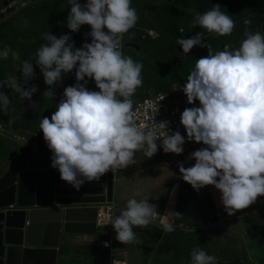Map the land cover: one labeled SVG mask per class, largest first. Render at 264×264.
<instances>
[{
  "label": "clouds",
  "instance_id": "clouds-1",
  "mask_svg": "<svg viewBox=\"0 0 264 264\" xmlns=\"http://www.w3.org/2000/svg\"><path fill=\"white\" fill-rule=\"evenodd\" d=\"M55 1L0 0V20ZM83 1L58 0L60 18L48 12L28 27L24 40L29 52L23 58L9 47L0 50V69L10 53L15 60L13 77L0 83L4 120L12 103L22 107L17 119L33 110L40 114L37 131L12 132L23 151L11 162L28 154L26 172L58 169L62 180L77 190L90 188L87 196L95 198L88 204L95 217L81 221L87 224L83 229L63 233L52 263L57 264L64 238L90 235L94 238L70 255L74 263L79 258L83 264H106L105 259L125 264L115 262L121 259L120 241L133 253V264H264L263 255L252 253L264 249V232L257 236L250 230L257 216L264 224V4L149 0L146 8L155 13L169 9L172 14L166 16L177 27L174 33L164 22L158 28L154 17L149 20L153 27L139 25L137 0L133 5L132 0ZM52 23L75 36L91 26L87 35L92 39L75 37V48L69 34L49 31ZM132 30L143 43L130 40ZM163 45L177 51L164 53L159 48ZM126 48H145L147 67L159 76L142 80L143 65L124 56ZM198 49L209 54L202 57ZM189 58L193 69L187 80H174L170 88L165 81L152 85L157 78L183 77L178 71ZM51 100L56 101L54 110ZM174 119L184 127H174ZM49 150L52 156L42 154ZM142 152L162 159L145 162ZM157 164L172 171L167 180L156 177V188L146 194H123L124 181L134 172ZM8 169L0 170V176ZM183 180L191 185L187 194ZM204 191L219 219L209 217L215 213L206 205L205 222L180 221L181 196L191 199ZM52 200L61 201L56 196ZM239 220L246 222L244 235L252 238L248 244L244 235L229 229Z\"/></svg>",
  "mask_w": 264,
  "mask_h": 264
},
{
  "label": "water",
  "instance_id": "water-1",
  "mask_svg": "<svg viewBox=\"0 0 264 264\" xmlns=\"http://www.w3.org/2000/svg\"><path fill=\"white\" fill-rule=\"evenodd\" d=\"M27 158H15L0 176V264H53L63 233L83 229L81 221L95 217L90 188L77 190L58 169L26 172Z\"/></svg>",
  "mask_w": 264,
  "mask_h": 264
},
{
  "label": "crops",
  "instance_id": "crops-1",
  "mask_svg": "<svg viewBox=\"0 0 264 264\" xmlns=\"http://www.w3.org/2000/svg\"><path fill=\"white\" fill-rule=\"evenodd\" d=\"M79 2L81 4L84 3L83 0H79ZM133 2L134 0H132V5ZM137 2H138V7L136 8L138 14L137 23L139 25L147 26V28L153 27L152 22L150 23L149 20L147 19L149 18L152 20V18L154 17V20L156 22L163 23L164 21L160 18L161 17L163 18L164 16L165 21H167V24L165 25H168L174 31V33L177 32V27L175 26V24L166 16L167 14L168 15L172 14L169 11V9H167V7L166 9L165 8L161 9L160 11H158V13L157 12L155 13L153 9L146 8L149 0H137ZM145 13L147 16H145ZM160 14L162 15L160 16ZM186 25L187 26L189 25V20L186 21ZM81 27H85V25H82ZM154 29H157L155 25H154ZM84 30L86 31V33L82 35H77L78 38L77 41L84 42L85 40H88L90 38L92 39L90 35H87L91 31V26L84 28ZM81 31L82 30H80L79 32ZM105 31H107L106 28ZM129 36L131 37L130 40L136 43H143L142 36L138 33V31L135 30L129 31ZM77 41H75V43H77ZM159 48H161L164 53H166L165 50L167 51L169 50L171 53L175 52V50L177 51L175 46L170 48H165V46L163 45L162 47ZM0 62H1V57H0ZM12 75H13L12 73L6 74L4 73V71H2V69H0V83L3 82L4 80H9V78H11ZM9 107L11 110H9L8 114H6L5 120L0 119V134H2L4 131H9L23 135H28L40 129L39 128L40 114L37 111L33 110L31 113H29V117H24V119H20L23 117H18L17 119L16 114L22 110V107L15 106L13 103L10 104ZM18 148L20 149V152L12 153L10 156L4 158L0 162L1 171H6L9 167L11 160L15 157V155L16 154L19 155L20 153H22L23 150L19 146ZM160 156L161 155L155 154L153 157L147 158L143 152L140 154V158L143 160L145 159V162L158 161L159 159H162V156L161 157ZM46 163L47 162L45 160L41 161L42 166L46 165ZM137 172L138 173L134 172L133 175L128 180L124 181L123 187L125 186L126 190L123 191V194H130V196L135 194H146L147 192H150L156 188V183H155L156 177L161 179L162 181H165L170 177V174L172 173L169 167L164 164H157L156 168H152V169L145 168L138 170ZM93 238L94 236H90V235H85V236L78 235V237L73 235L72 237L67 236L66 238H64L59 251L57 264H76V263L83 264L79 258H74L75 261L74 263L71 260L70 255L73 254L75 250L80 249L79 244L82 243L88 244V242ZM117 245H118V250H117L118 258H121L124 261L119 259V260H115V262L122 261L125 264H133L134 255L133 253L131 254L129 251L125 250L126 244L118 241ZM96 259L100 260L99 257H96ZM103 262H105L106 264L109 263L107 259H105ZM117 264H123V263H117Z\"/></svg>",
  "mask_w": 264,
  "mask_h": 264
},
{
  "label": "trees",
  "instance_id": "trees-1",
  "mask_svg": "<svg viewBox=\"0 0 264 264\" xmlns=\"http://www.w3.org/2000/svg\"><path fill=\"white\" fill-rule=\"evenodd\" d=\"M259 2L261 5L264 4V0H259ZM57 3H58V0H56L53 4H50L49 2L40 3L36 7L34 12L23 11L19 15H17L13 19V22L11 23V25H8V27H4L5 29L0 32V36L3 37L0 40L1 47L2 48H5V47L12 48V51L17 52L19 54V57L23 58L26 55V53L29 52V49L27 47V41L24 40L27 38L28 27L32 29V26L37 25L36 20L38 21L40 18L45 17L48 12H50L55 19L60 18L58 8L55 7ZM145 16H147L146 13H145ZM49 19L51 18L49 17ZM147 20H151V19L148 18ZM53 30H56V36H58L59 31H62L61 35L69 34L71 37V40L69 41L70 43L72 41L74 42L76 41L75 37L77 36H75L74 32H72L71 34L68 31L65 32L64 27H60V24L57 25V23H52L49 31L51 32ZM78 46H79V43L78 44L74 43L75 48ZM184 66L186 65H183V67L180 66V70H182ZM63 74L64 73H62V75ZM25 87L28 88L29 86H25ZM51 101H52L51 104L53 103L52 110H54L56 108V101L55 102L54 100H51ZM205 189H206V186L204 187V190ZM205 193L206 191L202 193H194L191 199L184 195L181 196L180 211H179V216H178V219L180 221H185L186 223L191 224V225L205 222L207 219V216L205 215V212L207 211L206 205L211 206L212 213H215L214 219L216 220L219 219L217 208H216L214 201L211 198L207 199L205 197ZM255 222L256 223L254 225H251L250 230L252 234L258 236L259 233L264 232V227L259 226V224L262 225V223H260L259 221H255ZM258 238L260 239L261 237H258ZM189 245L191 247L196 246V244L193 241H190ZM166 246H167V243L163 242L162 247H166ZM233 264H237V260H235Z\"/></svg>",
  "mask_w": 264,
  "mask_h": 264
},
{
  "label": "rangeland",
  "instance_id": "rangeland-1",
  "mask_svg": "<svg viewBox=\"0 0 264 264\" xmlns=\"http://www.w3.org/2000/svg\"><path fill=\"white\" fill-rule=\"evenodd\" d=\"M67 2H68V0H67ZM70 8H68L67 11L65 12L66 18L68 17V14L70 12L69 11ZM159 9H160V7H158V10ZM0 10H1V8H0ZM186 13H187V11H186ZM188 15L192 16V14L190 12H188ZM12 22H13V19H11V18L7 19L6 21L0 20V32L5 29L4 27H8V25H11ZM164 23L167 24V21H164ZM156 26L158 28H160V29L163 28V25L161 26V24L159 22L156 23ZM166 26L164 27V30H166ZM2 38L3 37L0 36V40ZM222 48H223L222 45H220L219 49H222ZM3 49L4 48H2L1 45H0V50H3ZM137 52H136L135 49L131 48L130 51H128L127 48H126L124 56L131 57L135 62L142 63L143 68L145 70V73H144L145 75L141 74L142 75V80H149L151 78H156L157 76H159L158 75V71H154L153 72L150 69H148V67H147V61H148V58H149V52H147V50L145 48L143 50H140V51H137ZM198 52H199V54L202 57L207 56L209 54L207 51L201 53L199 51V49H198ZM179 53L181 54V51ZM135 54H137V56H135ZM194 61H196V60H194ZM3 62L5 64L2 66L3 67L2 70L4 71V73L10 74L12 72L14 66H15L14 65L15 60L12 58L11 53L9 54L7 59H3ZM192 69H193L192 58H189L186 66H184V68L182 70H179V72L182 74L183 77L172 76V77H169V78H157V79H155L153 81L152 85L155 86L158 83H161V82L165 81L166 82L165 86L167 88H170L172 86V82L174 80H176V81H178V80H187L188 75L190 74ZM12 77H13V75H12ZM0 119L4 120L1 111H0ZM15 152H20V149L18 148V145H17V142L15 140L14 134L12 132H9V131H4L2 134H0V162L4 158L10 156L12 153H15ZM43 155L52 156L53 153L51 152V150H49L48 152L44 151ZM43 155H40V157H43ZM181 184H183V186H181L183 192H185L186 194L189 193L190 190H191V185L189 183H187L186 181H184V180L182 181ZM256 202H257V200H256ZM256 202H254L255 206H256ZM248 210H249V208H245L244 213L247 214ZM214 216H215V214H211L209 217H214ZM256 219H257V221H261V218L258 217V216L256 217ZM263 225L264 224H262V225L259 224V226H261V227H264ZM229 229L232 230V231H235L237 234L244 235V232H245V229H246V222H245V220L235 221V222H233V224L230 225ZM245 238H246V244H248L252 240V238L249 237V236H245ZM223 247H226L225 243H223ZM252 253H253L254 257H257L258 254L264 256V249H259L258 251L253 250Z\"/></svg>",
  "mask_w": 264,
  "mask_h": 264
},
{
  "label": "built area",
  "instance_id": "built-area-1",
  "mask_svg": "<svg viewBox=\"0 0 264 264\" xmlns=\"http://www.w3.org/2000/svg\"><path fill=\"white\" fill-rule=\"evenodd\" d=\"M173 125H174V127H184L183 125H182V123H178V120H176V119H174L173 120Z\"/></svg>",
  "mask_w": 264,
  "mask_h": 264
}]
</instances>
